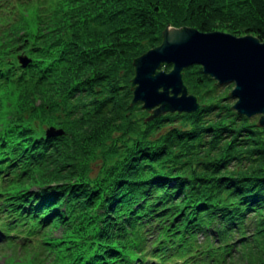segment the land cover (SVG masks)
<instances>
[{
	"label": "trees",
	"instance_id": "16d2710c",
	"mask_svg": "<svg viewBox=\"0 0 264 264\" xmlns=\"http://www.w3.org/2000/svg\"><path fill=\"white\" fill-rule=\"evenodd\" d=\"M168 27L264 41V0H0L4 264H264L260 117L199 64L196 112L132 104Z\"/></svg>",
	"mask_w": 264,
	"mask_h": 264
},
{
	"label": "water",
	"instance_id": "95a60500",
	"mask_svg": "<svg viewBox=\"0 0 264 264\" xmlns=\"http://www.w3.org/2000/svg\"><path fill=\"white\" fill-rule=\"evenodd\" d=\"M134 64L132 104L142 102L151 117L199 110V99L189 92L183 73L199 64L218 83H234L231 95L237 100L233 108L247 117L260 115L259 125L264 127V41L256 36L168 27L161 45L138 57ZM164 64L173 67L167 71Z\"/></svg>",
	"mask_w": 264,
	"mask_h": 264
},
{
	"label": "rangeland",
	"instance_id": "374dc122",
	"mask_svg": "<svg viewBox=\"0 0 264 264\" xmlns=\"http://www.w3.org/2000/svg\"><path fill=\"white\" fill-rule=\"evenodd\" d=\"M19 2H23V3H34L36 2L37 0H18ZM226 85V84H225ZM233 87H234V83H232ZM224 86V85H223ZM237 99V98H236ZM258 117H260V115H256ZM255 117V116H253ZM102 164V159L101 158H97L95 159L94 161H92L91 163V167L93 169H95L97 172L99 171L100 169V166ZM102 167V166H101ZM55 235L56 236H59L60 235V232L59 231H56L55 232ZM15 239L19 242V240H21L19 237ZM14 239V240H15ZM19 250V248H18ZM17 254V247H11V246H8L6 243L4 244H1L0 245V264H4V263H7L8 261H10L9 257L10 256H15ZM24 255V253H21L20 254V258H24L22 257ZM17 257V256H16ZM18 259V258H17ZM19 261V259H18Z\"/></svg>",
	"mask_w": 264,
	"mask_h": 264
}]
</instances>
